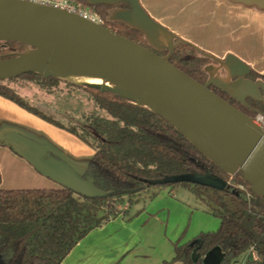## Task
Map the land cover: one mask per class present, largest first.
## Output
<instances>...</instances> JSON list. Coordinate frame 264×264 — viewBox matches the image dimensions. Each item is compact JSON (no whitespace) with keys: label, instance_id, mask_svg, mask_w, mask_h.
Wrapping results in <instances>:
<instances>
[{"label":"water","instance_id":"1","mask_svg":"<svg viewBox=\"0 0 264 264\" xmlns=\"http://www.w3.org/2000/svg\"><path fill=\"white\" fill-rule=\"evenodd\" d=\"M91 7L124 6L111 12L110 22L141 33L149 48L79 14L23 0H0V42H15L23 51L0 58V81L26 74L55 78L77 87L111 93L160 116L183 135L209 161L229 176L242 175L251 191L264 196V112L249 117L214 93L213 85L247 106L251 98L264 103V80L248 78L251 68L232 54L220 60L198 49L219 66H209V79L201 84L175 67L170 58L179 37L154 20L140 0H85ZM264 11V0H230ZM167 51L166 56L158 52ZM226 76L222 77L219 70ZM236 78V80H232ZM10 139L11 147L39 174L83 198L107 197L95 193V178L71 162L53 155L52 149L26 139ZM14 143H16L14 145ZM91 164V163H90ZM223 190L226 183L210 177H179ZM220 248L204 264H220ZM218 258L213 261L214 256ZM213 261V262H212Z\"/></svg>","mask_w":264,"mask_h":264},{"label":"trees","instance_id":"2","mask_svg":"<svg viewBox=\"0 0 264 264\" xmlns=\"http://www.w3.org/2000/svg\"><path fill=\"white\" fill-rule=\"evenodd\" d=\"M80 1L102 19L104 26L149 47L141 33L109 21L113 9L124 6L91 7L85 0ZM0 48V58L23 51L15 42H0ZM170 62L194 80L205 83L204 67L210 60L192 44L177 45ZM253 76L262 78L254 72ZM23 78L50 94L62 82L33 73L10 81ZM78 88L90 92L96 107L109 116L102 117L97 111L91 113L87 122L92 132H84L95 148L90 174L115 191L107 197L83 198L62 187L0 189V264H63L90 232L124 213L120 205L125 197L132 204L143 192L156 188L173 190L177 186L192 192L207 206L209 213L220 219L221 225L217 231L201 233L185 244H180V240L176 242L173 258L164 264H204L208 253L216 248L226 253L220 264H235L245 257L248 264H264V196L255 195L242 175L229 176L222 172L172 125L149 109L111 93ZM0 96L61 126L2 81ZM252 106L257 111L249 116L264 112V103ZM69 130L78 133L74 128ZM184 176L210 177L226 183V188L220 190L194 181H172Z\"/></svg>","mask_w":264,"mask_h":264},{"label":"rangeland","instance_id":"3","mask_svg":"<svg viewBox=\"0 0 264 264\" xmlns=\"http://www.w3.org/2000/svg\"><path fill=\"white\" fill-rule=\"evenodd\" d=\"M57 1L63 2L64 0ZM68 1L81 11L94 13L91 9L86 8L80 0ZM175 4L177 3L175 2ZM165 12L167 13V10ZM189 26L195 33L197 32V29H195L197 26L194 25L195 27H193L189 22L182 24V31L188 32ZM113 29L115 28L113 27ZM199 40H205V43L200 42L208 48H210V44H213L208 40V36H205V38L198 37ZM205 49V46L200 48L205 53L211 54ZM2 83L14 89L19 97L62 126H55L46 121L51 124L52 130L38 126L32 127L31 129L35 135L32 143L37 148L47 143L38 139L43 137L52 143V154L56 157H63L62 159L70 161L71 155L79 153L81 159L91 160L95 148L92 146V140L84 132H92L87 117L95 111L102 117L109 116L107 112L96 107L90 92L64 82L58 85L53 94L48 93L29 79L6 80ZM70 128L76 129L78 133L71 132ZM15 141L18 144L21 141L20 137ZM93 186L96 188L95 193L98 194L115 191L109 188L101 179L98 182L95 180ZM120 208L124 210L122 215L114 217L112 221L110 220L102 227L90 232L72 250L63 264H118V261L122 258L120 257V251L123 249L120 247L121 250H119V246H124L126 242L139 244L140 241H143V246L139 247L137 253L141 256L146 253L156 256L162 246H166L167 250V241L165 243L162 232L166 227L170 229L168 233L170 236L173 235L172 230L175 231L178 228L180 244H185L201 233L217 231L221 225L220 219L209 213L207 206L182 186H177L173 190L170 188L151 189L138 195L132 204H129L128 197H125V202L120 205ZM121 222L125 225L122 226ZM154 245H159L155 252L148 248V246L153 247ZM134 258V255H131L128 258L129 261L124 262V260H121V264L141 263L139 262L140 259ZM217 258L215 255L213 261ZM241 263L248 264L246 257L241 258Z\"/></svg>","mask_w":264,"mask_h":264},{"label":"crops","instance_id":"4","mask_svg":"<svg viewBox=\"0 0 264 264\" xmlns=\"http://www.w3.org/2000/svg\"><path fill=\"white\" fill-rule=\"evenodd\" d=\"M140 1L151 17L166 26L180 39L198 46L197 48L205 46V50L217 58L223 59L229 54H234L235 57L248 65L252 72L264 76L263 10L233 3L230 0H170L171 3L168 2L169 0ZM185 22H189L193 27L197 26L195 27L197 32L195 33L190 26L188 32L182 31L181 27ZM201 36L204 38L208 36L210 43H213L210 44V48L202 44L205 43V40L198 41V37ZM34 126L47 130L53 129L51 124L45 120L0 96V141L15 140L20 137V139L32 142L35 135L31 128ZM38 139L47 142L40 145L41 147L51 149L52 143L49 140L43 137ZM94 154L89 161L81 159L80 154L76 153L71 155L69 162L82 171H90V163ZM58 187L60 186L39 174L11 147L0 146V189H52ZM121 225L124 226L125 223L121 222ZM169 230V227L162 230L165 243L167 241V250L166 246H162L156 256L150 253L141 256L137 252L139 247L143 246V241H140L139 244L126 242L124 246H119V250H121L120 247L123 249L120 251L122 258L118 264H121L123 260L124 262L129 261L128 258L131 255H134V259L141 260L139 261L141 263L138 264H164L166 261H170L174 256L175 242L180 239L178 228L175 231L172 230V236L168 234ZM148 248L155 252L159 245L148 246ZM218 253L223 257L226 256L222 249ZM240 261L235 264H240ZM131 264H135V262Z\"/></svg>","mask_w":264,"mask_h":264},{"label":"flooded vegetation","instance_id":"5","mask_svg":"<svg viewBox=\"0 0 264 264\" xmlns=\"http://www.w3.org/2000/svg\"><path fill=\"white\" fill-rule=\"evenodd\" d=\"M119 7H117V8H115V9H118ZM115 9H113V10H115ZM180 39V38H179ZM179 39L178 40H175V43H178V41H179ZM147 48H149V47H147ZM177 49V47L175 48V50ZM175 50H174V52H175ZM198 50V49H197ZM199 51V50H198ZM174 52H173V54H174ZM200 53V52H199ZM158 54L159 55H161V56H166L167 54H168V52L167 51H164V52H158ZM172 54V55H173ZM201 54V53H200ZM172 55H171V57H172ZM204 56V55H203ZM205 57V56H204ZM207 58V57H206ZM209 59V58H208ZM218 59H220V60H224L225 58H223V59H221V58H218ZM170 60H171V58H170ZM210 60V62L204 67V73L207 75V78H206V81H205V83L204 84H206V82L208 81V79H209V74L206 72V68L207 67H209V66H214V67H218L219 65L215 62V61H213V60H211V59H209ZM219 74L222 76V77H225L226 76V72L223 70V69H220L219 70ZM262 78H256V77H254L253 76V72H251V74L249 75V76H247L246 78H248V79H250V80H252V81H257V80H264V76H261ZM232 80H236V78H234V79H232ZM202 84V83H201ZM203 84V85H204ZM210 89L214 92V93H216L218 96H220L221 98H223L225 101H227L228 103H230L231 105H233L235 108H237V109H239L241 112H243V113H245L246 115H248L249 116V113H254L255 111H257V108H255L254 106H252V105H254L255 103H260L259 101H255V100H253V99H251V98H248L247 100H246V102H247V104L249 105V107L250 108H248L247 106H245V105H243V104H241L240 102H238L237 100H235V99H233L232 97H230L228 94H226L225 92H223L222 90H220V89H218V88H216L215 86H211L210 87ZM261 94H262V96H264V92H262L261 91ZM249 117H251V116H249ZM253 117H256V116H253Z\"/></svg>","mask_w":264,"mask_h":264},{"label":"built area","instance_id":"6","mask_svg":"<svg viewBox=\"0 0 264 264\" xmlns=\"http://www.w3.org/2000/svg\"><path fill=\"white\" fill-rule=\"evenodd\" d=\"M23 1H32L36 3L45 4V5L53 6L56 8L68 10L69 12L79 14L85 19H88V20H91L93 22L103 25L102 19L98 15L94 13L92 14V13H88L85 11H81L76 6H73L68 0H64L63 2H59L57 0H23ZM258 118L264 122V119H262L260 116H258ZM251 252L254 255V259H256V255L254 251L252 250Z\"/></svg>","mask_w":264,"mask_h":264}]
</instances>
